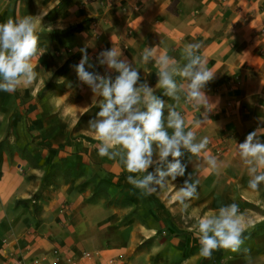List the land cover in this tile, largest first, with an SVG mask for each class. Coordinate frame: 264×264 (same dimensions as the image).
<instances>
[{
    "label": "crops",
    "instance_id": "crops-1",
    "mask_svg": "<svg viewBox=\"0 0 264 264\" xmlns=\"http://www.w3.org/2000/svg\"><path fill=\"white\" fill-rule=\"evenodd\" d=\"M41 13L38 79L14 93L0 91V264H67L64 256L82 251L93 254L81 264L246 263L215 262V252L202 258L195 236L171 232L172 198L187 175L198 177L200 192L216 176L206 170L204 153L191 163L185 155L186 175L175 187L141 197L118 162L98 155L88 121L100 109L73 65L85 48L94 65L88 70L103 75L97 56L115 47L154 87L155 64L140 62L145 47L179 60L185 44L201 42L215 74L205 88L216 105L212 121L196 128V109L178 110L198 139L209 137L207 154L221 162V181L252 191L236 143L264 127V0H0V23ZM156 94L172 103L162 90ZM251 262L264 264V252Z\"/></svg>",
    "mask_w": 264,
    "mask_h": 264
},
{
    "label": "clouds",
    "instance_id": "clouds-1",
    "mask_svg": "<svg viewBox=\"0 0 264 264\" xmlns=\"http://www.w3.org/2000/svg\"><path fill=\"white\" fill-rule=\"evenodd\" d=\"M44 15L9 17L0 23V91L14 93L21 85L29 86L38 79L33 59L40 54L39 25ZM47 29L53 30L51 26ZM201 48V42L187 43L177 60L166 52H158L155 47H145L140 62L155 64L157 82L154 87L146 80L141 81L139 69L115 47L97 56L98 64L106 67L103 75L88 70L94 65L89 62L85 48L80 49L79 63L73 65L78 80L91 90L92 104L100 109L88 121V131L97 140L98 155L118 162L129 173L127 183L138 190L141 197L151 196L169 185L175 187L177 178L185 177L188 163L193 157L200 158L202 153L206 170L216 176L222 173L218 157L207 154L209 137L198 139L178 110L182 105L196 109L199 113L194 121L196 128L212 121L209 115L216 105L210 102L205 88L215 74L206 66ZM112 72L117 73L114 78ZM157 90H162L172 103L158 96ZM261 135H264V127H257L243 142L236 143V154L250 177L248 188L253 191H259L264 185ZM186 154L188 163L184 162ZM199 184L200 180L189 173L172 198L186 224L193 220L189 214L190 202L199 198ZM188 230L198 239L199 255L205 259L221 249L238 253L247 238L245 217L235 202L222 204L215 212L195 218ZM246 258L251 264V258Z\"/></svg>",
    "mask_w": 264,
    "mask_h": 264
},
{
    "label": "rangeland",
    "instance_id": "rangeland-1",
    "mask_svg": "<svg viewBox=\"0 0 264 264\" xmlns=\"http://www.w3.org/2000/svg\"><path fill=\"white\" fill-rule=\"evenodd\" d=\"M237 166L239 167V164ZM207 181L204 192H200L198 186L199 198L190 202L191 207L189 209V214L193 217V220L186 224L180 214L179 206L177 204L172 206V208H175L174 210L172 209L170 214V216H172V222L174 223L171 232L181 229V231L189 232L191 235L195 236L193 232L188 230L191 224L194 223L195 218L200 217L203 214L215 212L222 204L235 202L239 205L240 211L245 217V236L247 237L245 244L238 253H232L222 249L214 251V261L216 262L222 258L228 260L234 258L239 259L240 261L243 260L246 262L244 264H247L246 257H251L252 260L253 258L261 257L262 252H264V185H261L259 191H250L245 189V186L239 184V182L235 184H231L230 181L228 183H223L218 176H208ZM214 189L218 191H214ZM101 194L102 192L93 193V196H103ZM222 194L225 198L223 202H221L219 198ZM111 198L113 201L114 198ZM195 243L194 247L199 249V242H197L196 239ZM244 249L248 250L247 253Z\"/></svg>",
    "mask_w": 264,
    "mask_h": 264
},
{
    "label": "built area",
    "instance_id": "built-area-1",
    "mask_svg": "<svg viewBox=\"0 0 264 264\" xmlns=\"http://www.w3.org/2000/svg\"><path fill=\"white\" fill-rule=\"evenodd\" d=\"M53 253L55 255H58L59 260L61 259V255L59 254V250L57 248L53 249ZM92 254H93L92 252L82 251L79 254V256H75L73 254H70V255L64 256L63 259L65 260V262H67V264H81L82 259L90 258L92 256ZM37 263H38V260H35L34 263H32V264H37Z\"/></svg>",
    "mask_w": 264,
    "mask_h": 264
},
{
    "label": "trees",
    "instance_id": "trees-1",
    "mask_svg": "<svg viewBox=\"0 0 264 264\" xmlns=\"http://www.w3.org/2000/svg\"><path fill=\"white\" fill-rule=\"evenodd\" d=\"M81 26V24H77L76 26L70 28L69 30L72 31V30H76L77 28H79ZM100 183H103V181H100Z\"/></svg>",
    "mask_w": 264,
    "mask_h": 264
}]
</instances>
